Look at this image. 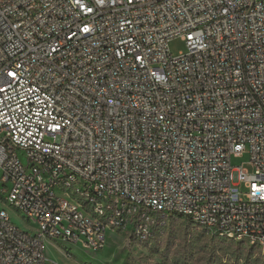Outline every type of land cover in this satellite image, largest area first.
Here are the masks:
<instances>
[{
    "label": "built area",
    "instance_id": "built-area-1",
    "mask_svg": "<svg viewBox=\"0 0 264 264\" xmlns=\"http://www.w3.org/2000/svg\"><path fill=\"white\" fill-rule=\"evenodd\" d=\"M170 216L264 249V0H0V264Z\"/></svg>",
    "mask_w": 264,
    "mask_h": 264
},
{
    "label": "rangeland",
    "instance_id": "rangeland-1",
    "mask_svg": "<svg viewBox=\"0 0 264 264\" xmlns=\"http://www.w3.org/2000/svg\"><path fill=\"white\" fill-rule=\"evenodd\" d=\"M169 50L177 55L185 51V42L175 38L169 42ZM231 166L254 171L248 153L231 157ZM6 210L17 227L33 231L34 224L12 208ZM45 253L55 264H264L262 247L220 237L180 216L167 217L164 225L146 238L129 230L108 231L104 246L97 251L47 240Z\"/></svg>",
    "mask_w": 264,
    "mask_h": 264
},
{
    "label": "snow or ice",
    "instance_id": "snow-or-ice-1",
    "mask_svg": "<svg viewBox=\"0 0 264 264\" xmlns=\"http://www.w3.org/2000/svg\"><path fill=\"white\" fill-rule=\"evenodd\" d=\"M85 31H88V29H85Z\"/></svg>",
    "mask_w": 264,
    "mask_h": 264
}]
</instances>
